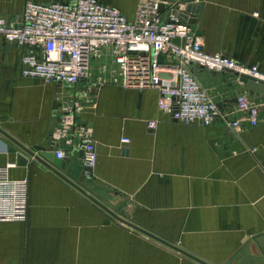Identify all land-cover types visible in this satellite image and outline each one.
I'll return each mask as SVG.
<instances>
[{"label":"crops","instance_id":"obj_1","mask_svg":"<svg viewBox=\"0 0 264 264\" xmlns=\"http://www.w3.org/2000/svg\"><path fill=\"white\" fill-rule=\"evenodd\" d=\"M26 1L74 0H0V16L19 19ZM98 1L129 19L139 2ZM195 26L206 52L264 73V0H202ZM20 56L0 37V129L48 166L0 133V177L25 181L26 197L21 219L0 221V264H201L191 257L264 264L263 95L233 85L231 75L191 67L224 115L207 127L185 125L158 108L152 88H122L108 76L98 84L97 71L75 86L46 83L20 75ZM245 91L258 103L260 122L234 129L230 122L246 118L235 107ZM67 101L84 105L75 121L93 130L97 162L89 179L78 151L50 141ZM150 120L157 121L154 130ZM57 149L65 154L62 174L76 172L75 184L140 230L54 173ZM17 153L28 159L25 166L16 164Z\"/></svg>","mask_w":264,"mask_h":264},{"label":"built area","instance_id":"obj_2","mask_svg":"<svg viewBox=\"0 0 264 264\" xmlns=\"http://www.w3.org/2000/svg\"><path fill=\"white\" fill-rule=\"evenodd\" d=\"M201 2L139 0L129 19L117 8L98 0L49 4L26 1L19 19L0 16V37L21 50L23 77L75 86L91 81L97 71L98 84H103L104 76H108L109 83L122 88H152L157 91L161 111L185 125L200 122L207 127L224 114L191 67L231 75L236 81L239 76H247L264 82V73L256 65H243L203 49L201 37L189 23L197 15L192 9L187 11V7L196 8ZM160 5L164 7L162 12ZM235 107L246 118L230 122V127L259 125L258 103L246 91L236 96ZM83 111L84 105L79 101L64 102L59 110V127L51 133L50 141L55 144L64 140L66 146L78 151L84 178L89 179L97 154L92 127L75 121ZM156 126L155 120L147 122L150 130ZM129 142L127 137L120 139L121 144ZM54 156L65 158L64 150L57 149ZM24 187L25 181L0 179V201L7 204L4 211L0 210V221L21 219L26 202Z\"/></svg>","mask_w":264,"mask_h":264},{"label":"water","instance_id":"obj_3","mask_svg":"<svg viewBox=\"0 0 264 264\" xmlns=\"http://www.w3.org/2000/svg\"><path fill=\"white\" fill-rule=\"evenodd\" d=\"M164 9V7L162 5L159 6V11L162 12ZM192 11L194 10L196 15L198 14L199 12V6H197L195 8V6H190V7H187V11L191 10ZM194 19H190L189 20V23L190 24H193L192 27L194 29H196V26H195V21H196V17H193ZM161 60V58H159ZM237 76V75H235ZM242 84L244 85L246 91H248V93L250 94H254V93H259L261 95L264 96V82H256L255 80L247 77V76H239L237 78V81L235 83H233V85H236V84ZM174 114V113H173ZM0 133L5 135L6 137H8L9 139H11V137H9V135L7 133H5L3 130L0 129ZM13 140V139H11ZM13 142L18 145L21 150L26 153L28 156L34 158L35 160L45 164L46 166L47 163L44 162L39 156L35 155L33 152H31L30 150H27L26 148H24L22 145H20L19 143H17L15 140H13ZM43 156L46 158V159H50L53 157V153H43ZM55 161V165H58V166H55V168H52V167H49L51 168V170L56 173L60 178L64 179L67 183H69L70 185L74 186L77 190H79L81 193H83L86 197L90 198L92 201H94L95 203H97L99 206H101L104 210H106L109 214H111L114 218L118 219V220H121L122 222L126 223L128 226H130L131 228H134V229H137V230H140L138 227H136L135 225L127 222V221H123V219H121L118 215H116L115 213H113L110 209H108L102 202L101 200L99 199V197L93 195L90 193L89 190H85V189H82L81 187H79L77 184H75L73 181L74 180H77V173L76 172H72V175L73 176H66L64 174H62V171H63V167L64 165L61 164V160L59 159H54ZM28 163V159L26 157H24L22 154L20 153H17L16 154V164L17 165H21V166H25L26 164ZM75 176V177H74ZM147 234V233H146ZM193 258L194 260H196L197 262L201 263V264H207L203 261H200L194 257H191Z\"/></svg>","mask_w":264,"mask_h":264}]
</instances>
